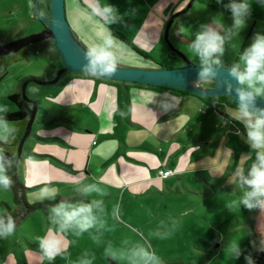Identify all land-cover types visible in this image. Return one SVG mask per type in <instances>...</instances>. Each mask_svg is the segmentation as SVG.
<instances>
[{
    "label": "crops",
    "instance_id": "0c3cea01",
    "mask_svg": "<svg viewBox=\"0 0 264 264\" xmlns=\"http://www.w3.org/2000/svg\"><path fill=\"white\" fill-rule=\"evenodd\" d=\"M30 2L43 11V18L34 14L29 7ZM223 2L226 4L229 0ZM248 2L252 7L251 16L234 39L235 47L226 45L222 58L224 66L239 59L255 33H264V5L258 0ZM66 3L68 21L75 38L89 50L101 45L111 34L116 39L114 54L124 58L122 64L116 59V64L121 67L164 68L165 65L154 62L148 48L156 51L157 59L166 57L176 60L181 57L176 53L172 56L173 51L168 44L171 38L190 47L201 24L215 19V26L223 31L233 22L231 13L217 0H66ZM108 5L117 9L121 23H106L102 11L99 15L94 11ZM15 12L19 14V21L13 26L12 33L6 35V41H0V45L27 36L24 30L38 20L50 21L51 2L0 0V17ZM173 18L167 40L166 30ZM180 29L183 33L177 36ZM118 34L124 35L130 43L120 40ZM132 46L147 53L150 56L148 61H142ZM193 63L199 64V60L194 59ZM5 76L6 72L0 69V80ZM23 80L13 90L4 91L11 104L0 103V107L8 109L0 116L17 110L9 96L22 91ZM46 87L43 95H39L41 90L30 91L31 100L37 105L31 135L44 145L48 144L46 140L59 142L72 153L67 158L56 151L48 153V150H41L43 147L34 150L25 143L17 157L18 149L11 151L6 149V144H0L4 153L15 154L16 159L8 173L12 177V189L16 196L6 206L9 214L18 209L25 211L22 218L15 217L16 229L6 239L4 253L0 252V264H138L132 251L138 246L150 251L148 241L141 238L137 244L136 239V244L130 245L117 233L135 232L132 224L121 223L115 218L117 210L118 213L121 210L120 202L122 204L128 195L133 198L162 195L172 192L174 186L178 190L180 184L184 193H191L190 187L198 185L189 179L194 174L203 179L213 192L222 194L234 190L230 185L226 187L224 173L218 175V162L210 166L213 159L222 161L221 155L225 152L231 153L233 159L240 156L242 149H229L230 144L225 143L226 135L235 131L243 141L246 140L236 123L238 121L227 114L231 111L235 115L237 106L231 102L70 72L62 74L58 83ZM208 88L211 89H204ZM169 101L170 105L166 103ZM203 104L208 106L207 111L202 110ZM165 107H168L167 111ZM9 123L15 126L16 134L28 131L29 123ZM51 127L53 133L49 131ZM46 134L49 136L44 137ZM95 136L100 137L101 142ZM21 140L19 137L18 142L13 141V146L18 147ZM85 148L88 154L84 157ZM160 171H172L173 175L161 178ZM56 185L63 191L57 192L55 200H102L103 210L96 213L102 227L78 236L60 234L64 251L50 261L42 254L36 239L49 234L50 230L56 234L49 220V208H37L33 212L26 210L30 204H36L29 198L31 190ZM81 185H95L102 194L93 192L88 197H81L76 191ZM200 194L212 193L204 190ZM36 197L33 198L38 200ZM55 200H39L36 205ZM126 211L131 214L130 210Z\"/></svg>",
    "mask_w": 264,
    "mask_h": 264
},
{
    "label": "rangeland",
    "instance_id": "374dc122",
    "mask_svg": "<svg viewBox=\"0 0 264 264\" xmlns=\"http://www.w3.org/2000/svg\"><path fill=\"white\" fill-rule=\"evenodd\" d=\"M48 16L51 17V15ZM18 17L19 14L16 12L0 17L2 19L0 21V41H6V35L12 33L13 26L19 21ZM38 21L28 25L26 30H24L27 36L41 33L46 29L47 25L45 22L48 20L43 19ZM75 39L77 40V38ZM77 42L82 46L78 40ZM170 43L176 50L180 49L179 51L189 61L194 62V59H198L195 58L197 56L194 55L191 48L187 45L178 44L173 38L170 39ZM148 49L152 58L155 59L154 62L159 63V65H165L166 68H181L186 64L182 58L176 60H168L166 57L157 59L156 51L152 48ZM14 56L16 55L13 54V56L8 55L5 57L9 61L7 71H4L0 67L4 73L6 72V76L0 80V103L3 104H11L4 91L16 88L21 79H27L33 76L43 77L51 81L57 77L62 66V60L60 61L58 56L56 57L57 68H59L57 72L54 69H50L51 61L47 56L34 54L26 60L10 61ZM139 57L142 61H148L147 58L141 55ZM115 58L120 64L124 61L123 55L115 54ZM116 66L119 65L116 64ZM215 85V82L211 80L201 84L199 88H215ZM22 88L23 84L21 86ZM46 88V86L29 83L26 89L27 97L31 99L30 91L33 90H41L39 95H43ZM212 98L221 101L225 100L237 106V103L230 96H217ZM201 107L203 111L208 110V106L205 104ZM225 111H227V108H225ZM9 124L15 128L13 123ZM29 129L24 134H20V132L19 134L15 133V139L10 143H13V141L18 142L20 137L22 140L18 147L13 146L15 144H8L6 149H11V151L15 148L18 149V157L23 151L24 144L27 143V146L30 145V148L34 150L43 147L41 150H48V153L56 151L67 158L71 156L72 150L60 145L59 142L57 144L54 143V140H46L48 144L45 145L40 144L33 137V134H29ZM49 131L53 133L52 127ZM45 136L48 137L49 134ZM94 138L101 142L100 137L95 136ZM225 143L230 144L229 149L233 147L242 149L240 156L237 159H233L231 153L226 154L225 152V154L221 155L222 161L213 159L210 161V166H214L218 162V175L220 176L224 173L226 176V187L228 188L229 185L232 186L230 187L234 189L232 192L222 194L218 191L213 192V190L207 188L203 179L198 178L197 174H194L189 179L195 183L197 182L198 185L193 184V187H190L191 191H193L191 193H184L183 186L180 184L178 190L174 186L172 192H165L162 195L143 196L139 198H133L128 195L122 204L120 202L121 210L119 213V221L125 224H132V229L135 232L117 233H120L130 245H135L136 239L137 244L141 242V238L148 241L149 252L155 253L159 264H246L244 256L248 254H251L254 259L256 250L252 247L251 241L256 240L259 242L260 240H264V213L259 210L249 211L244 207L238 208L231 213L225 208V204L231 201H239L243 189L236 182L233 174L238 167L246 172L253 162V157L255 158V153L250 152L247 143L235 131L234 134L225 136ZM85 154H88L87 148L83 150L84 157ZM171 181H175V178ZM49 188H55L57 192L63 191L59 185ZM204 190L207 193L210 191L212 194H200ZM196 191L199 194H196ZM39 192L40 189L29 192V198L34 204H37L39 200H35L33 197L37 196ZM15 196L16 194L12 188L10 190L0 189V216L9 215V209L6 205L10 204ZM36 204H30L29 206L35 207ZM54 204L56 202L51 201V205L49 204L47 208H50ZM126 209L130 210L131 214ZM24 215L25 211L20 218ZM14 221L16 223L17 220L14 219ZM229 242L240 243L243 254L239 259H233L226 253L225 249ZM6 246V239H0V252L4 253L3 251L6 250Z\"/></svg>",
    "mask_w": 264,
    "mask_h": 264
},
{
    "label": "clouds",
    "instance_id": "9594fccd",
    "mask_svg": "<svg viewBox=\"0 0 264 264\" xmlns=\"http://www.w3.org/2000/svg\"><path fill=\"white\" fill-rule=\"evenodd\" d=\"M264 5V0H258ZM218 4L231 13L232 24L218 30L215 26V19L210 23H203L195 32V37L190 48L199 59V67L196 72L197 79L194 82L196 87L208 81L214 80L221 69H225L223 56L226 52V45L235 47L234 39L240 35L246 26L247 19L251 16L252 7L248 0H217ZM35 15L43 18V11L33 3H29ZM97 15L102 11L106 18V23H121V15L117 9L108 5L102 10H94ZM183 29L177 31V36L182 35ZM115 37L109 36L103 40L102 44L89 49L86 52L88 63L83 65V70L91 75H114L117 71L116 58L113 52L115 47ZM226 70L232 80L226 82V90L232 95L235 93L237 108L235 115L229 111L227 114L241 123L245 129V142L251 153H255V158L247 169L235 170L233 176L239 186L243 189L239 201H231L225 204L229 212L244 207L249 211L259 210L264 213V107L258 106V100H264V33L257 32L252 38L249 46L244 48L239 59L228 65ZM170 105V101L166 102ZM7 107H0V113H6ZM165 111L168 107H165ZM121 115H124L121 113ZM16 129L11 127L4 116H0V144H8L15 139ZM16 163L15 154L11 157L6 155L0 148V189L10 190L13 186L12 177L8 174L9 169ZM81 197H88L93 192L102 194L95 185H81L76 189ZM57 190L55 188L43 187L37 195V199L55 200ZM103 210V201L93 199L90 201L79 200L76 202L61 201L49 208V220L56 229V234H49L37 237L39 248L48 260H54L64 251V242L60 234L72 233L80 235L90 229L102 227L99 224L97 211ZM115 218L119 219L118 210ZM16 224L11 215L0 216V239H7L15 232ZM252 247L260 252H264V240L251 241ZM110 253V250H108ZM226 253L233 259H239L243 254L240 243L229 242L225 249ZM111 254V253H110ZM133 258L138 264H159L154 252H149L146 248L138 246L132 251ZM246 264H255L251 254L245 255Z\"/></svg>",
    "mask_w": 264,
    "mask_h": 264
},
{
    "label": "water",
    "instance_id": "95a60500",
    "mask_svg": "<svg viewBox=\"0 0 264 264\" xmlns=\"http://www.w3.org/2000/svg\"><path fill=\"white\" fill-rule=\"evenodd\" d=\"M51 2V20L46 21V29L37 34H33L24 38L17 39L15 41L0 45V57H6L14 53L20 52L23 48L40 43L46 40H53L56 50L59 52L62 60L63 67L59 70L57 77L54 80H46L42 82H34L42 86H51L60 80L62 74L66 72L70 73H82L91 75L83 70V65L88 63L86 56L81 53L80 50L87 52L84 47L80 46L75 39L71 30L70 23L67 17V3L66 0H50ZM175 18H173L166 30V39L168 40L169 30ZM169 44L171 50L185 60L186 66L181 68H135V67H119L114 75H95L96 77L127 83H138L146 86L163 87L173 90L187 91L199 97H217V96H230L235 102V93L230 95L226 90V82L231 81L234 85L235 80L229 76L228 71L221 69L218 76L213 80L215 82V88L200 89L195 86L197 79L196 72L199 65L186 59V56L180 53ZM94 76V75H92ZM26 82L22 88L23 97L26 100H30L27 97V85ZM33 103L34 109L31 119L28 124L30 133L32 132L33 124L37 115V105ZM258 106L264 107V100L257 101Z\"/></svg>",
    "mask_w": 264,
    "mask_h": 264
},
{
    "label": "trees",
    "instance_id": "16d2710c",
    "mask_svg": "<svg viewBox=\"0 0 264 264\" xmlns=\"http://www.w3.org/2000/svg\"><path fill=\"white\" fill-rule=\"evenodd\" d=\"M118 38L126 43H130L129 40L122 34H118ZM132 48L141 56L148 58L150 57L147 53L141 51L140 49L132 46ZM16 56H14L10 61H17L20 59H29L32 55H38V56H47L50 58L51 61V65H50V69H54L56 70V72L59 70V68H57V56L58 59L61 61V56L59 54V52L56 50L55 48V44L53 40H46L40 43H36L30 46H27L25 48H23L20 52L18 53H14ZM172 56H176V54L174 52H171ZM56 55V56H55ZM13 56V54H12ZM62 63V61H61ZM9 65V61L5 59V57H0V66L6 71ZM63 67V65L61 66V68ZM163 68V67H162ZM165 68V67H164ZM58 69V70H57ZM33 81L35 82H42V81H46L45 78H39V77H29L27 79H24L23 81V85L26 82L29 83H33ZM36 84V83H34ZM38 85V84H37ZM179 92H183V93H187V94H191L190 92L187 91H180ZM194 95V94H191ZM199 97V96H197ZM9 99L16 105L17 110L15 112L12 113H7L4 115V117L7 119L8 122H23V123H29L31 116H32V112L34 109L33 103H31V101L33 100H26L23 97L22 91L19 93H15L9 96ZM34 102V101H33ZM239 126V129L241 130V132H243V134L245 135V130L242 126V124H239L238 122H236ZM8 144H12V143H8ZM6 144V145H8ZM6 155H8L9 157H11L13 154L10 152H5ZM72 199H59V200H55L54 202H61V201H70ZM51 205V201L46 202V203H41L36 205L35 207H30L28 206V209L26 210V212L28 211H32L34 209L37 208H43L46 209L48 205ZM23 214L24 210L23 209H18L17 212H11L9 215H11L14 219L15 217L20 218L21 217V213ZM21 214V215H20ZM20 215V216H19ZM254 261L255 264H264V252H260L256 250V254L254 256Z\"/></svg>",
    "mask_w": 264,
    "mask_h": 264
},
{
    "label": "built area",
    "instance_id": "2783aa9c",
    "mask_svg": "<svg viewBox=\"0 0 264 264\" xmlns=\"http://www.w3.org/2000/svg\"><path fill=\"white\" fill-rule=\"evenodd\" d=\"M172 175H173L172 171H160L159 172V177L161 178H169Z\"/></svg>",
    "mask_w": 264,
    "mask_h": 264
},
{
    "label": "bare ground",
    "instance_id": "6f19581e",
    "mask_svg": "<svg viewBox=\"0 0 264 264\" xmlns=\"http://www.w3.org/2000/svg\"><path fill=\"white\" fill-rule=\"evenodd\" d=\"M80 51H81V53H83L86 56V52L85 51H83V50H80Z\"/></svg>",
    "mask_w": 264,
    "mask_h": 264
}]
</instances>
